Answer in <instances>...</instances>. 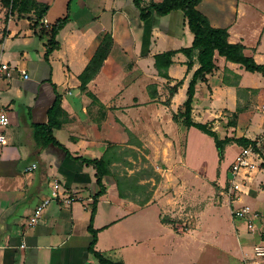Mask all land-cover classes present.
<instances>
[{
    "label": "crops",
    "instance_id": "obj_1",
    "mask_svg": "<svg viewBox=\"0 0 264 264\" xmlns=\"http://www.w3.org/2000/svg\"><path fill=\"white\" fill-rule=\"evenodd\" d=\"M33 1L47 8L36 27L38 9L19 12L0 0V52L12 68L10 78L0 79V103L10 118L9 126L0 129L7 139L0 144V264H101L89 249L92 236L88 230L100 187L94 165L82 159L104 156L112 162L104 179L107 191L97 201L93 221L99 230L96 250L124 264H195L170 257L164 248L158 254V244L168 246L164 235L157 242L158 221L168 232L170 227L175 229L176 219L168 197L158 187L151 188L155 186L153 178L136 180L131 178L134 169L126 167L129 173L125 174L114 168L120 165L121 156L126 157V149L148 151L151 163L163 154L162 164H171L167 153L176 144L172 134L180 135V147L185 143L190 128L174 115L187 98L189 81L198 65L188 72L187 57L178 51L190 47L194 39L184 13L154 14L142 21L134 0ZM198 8L214 27L228 29L230 42L243 43L245 53L264 64L263 2L202 0ZM65 16L68 23L56 37L60 47L46 58L50 37L41 27H50ZM106 33L114 40L111 52L95 78L82 86L79 75ZM170 50L178 52L166 78L155 67V56ZM215 60L213 74L197 87L192 111L197 122L235 112L240 103L249 105L244 104L238 90L264 91L258 76L240 64L218 54ZM22 71L29 74L28 79ZM178 82L182 84L170 94ZM58 95L64 114L54 135L65 148L40 146L34 139L33 125L47 122L48 110ZM245 110L241 119L248 113ZM180 164L188 167L186 159ZM176 168L179 176H167L171 184L188 186L183 172ZM55 181L61 193L76 200L50 202L32 224L30 218L50 196ZM146 183L151 186L148 191H139ZM202 201L206 202L197 211L194 226L182 232L176 229L177 233L191 234L203 223L204 211L219 202ZM156 206L160 207L158 214ZM234 229L239 236L238 226ZM210 255L214 257V253ZM213 257L204 264H220V258Z\"/></svg>",
    "mask_w": 264,
    "mask_h": 264
},
{
    "label": "rangeland",
    "instance_id": "obj_2",
    "mask_svg": "<svg viewBox=\"0 0 264 264\" xmlns=\"http://www.w3.org/2000/svg\"><path fill=\"white\" fill-rule=\"evenodd\" d=\"M249 1L264 3V0ZM255 76H258L260 85L264 86V76L261 74H255ZM245 92L247 93L238 90V95L244 99L246 102L244 104L249 102V105L245 106L240 103L238 107L243 110L247 109L245 111H248V113L243 119L239 115L235 121V126L228 125L234 118L227 111L218 119L204 121V123H209L221 138L229 136L236 139L245 135L251 136L253 139L260 137L264 116L259 106L264 103V91L252 89L250 93ZM172 136L176 144L172 146V152L167 153L168 162L171 164H162L163 154L154 157V163H151L146 157L148 151L142 149L143 152H133L131 149H126L123 154L126 157L121 156L118 160L120 165L114 166L119 173L125 171V174L129 173L126 167L134 169L131 178L134 177L136 180L139 177L153 178L155 186L152 185L151 187L146 183L140 186V190H137L142 192L145 189L148 191L150 187L153 189L158 187V190L171 201H168V204L172 206V214L175 215L176 220L173 224L175 229L170 227V231L167 229L169 234L166 235L168 232L161 229L162 226L158 221L155 230L158 238L157 242L159 243L160 236L164 235L163 239L168 245L160 246L158 244V254H161L164 248L170 257L182 258L183 261L188 260L195 264H204L209 258L213 257L210 254L214 253L213 258L219 257L220 264H244L243 256L251 254L254 244L259 240L256 237L250 238L247 235L244 221L235 220L237 222L235 225L230 213L229 202L225 196L221 195L228 182L230 167L241 153L243 146L238 143L228 144L221 154L214 138L195 127L190 128L188 134H185V143L183 142L182 147H180V135L174 132ZM258 148L261 150L259 152L261 158H263L264 141L260 143ZM180 155H182L181 158H179ZM185 159L188 163L187 168L180 166V162L184 163ZM176 165L183 172L184 179L189 183L188 186L183 185L182 182L171 184V179H168V174L174 177L179 176L180 173L177 171ZM186 169L190 173H187ZM125 176L127 177V175ZM251 177L252 189L249 196H244V201L254 208L260 209L261 211H259L264 214V169L262 167L256 169L252 172ZM184 179L183 181H185ZM207 199L209 202L211 200L219 202L212 204L209 209L207 208L204 211L202 214L203 223L199 228L191 234L187 232L177 233L176 229L181 231L182 228L183 231H186V229H191L194 226L196 213L206 202L202 200ZM155 210L157 214L160 213L159 206H156ZM236 226L240 229L239 236L234 229Z\"/></svg>",
    "mask_w": 264,
    "mask_h": 264
},
{
    "label": "trees",
    "instance_id": "obj_3",
    "mask_svg": "<svg viewBox=\"0 0 264 264\" xmlns=\"http://www.w3.org/2000/svg\"><path fill=\"white\" fill-rule=\"evenodd\" d=\"M6 6H10L19 12H27L35 9L38 11V20L34 23V27L39 25V19L42 18L47 8L40 5L33 0H1ZM202 0H162L160 2L144 3V0H134L142 21L149 20L152 15L156 14L164 16L172 11L181 10L184 13L185 22L190 32L194 35L193 43L190 47L182 48L178 51L184 53L187 57L186 65L189 71H193L195 65L198 67L193 71L189 85L187 88V98L181 106L178 113L174 115L175 120L181 119L183 124L188 128L195 127L214 138L216 146L222 154L226 145L231 143H238L243 147L249 145L256 146V150L261 151L256 145V141L242 136L240 138H230L226 136L221 138L209 123L197 122L192 117L194 108L195 95L197 87L200 82L207 81V76L212 75L216 68L215 56L224 57L227 61L240 64L246 71L261 74L264 76V64L258 63L253 56H248L245 53L246 46L241 43H232L229 40L230 33L227 28L214 27L209 18L199 10L198 5ZM69 17L65 16L58 19L50 27H41V31L49 35L50 39L47 44L46 58L55 50L60 47V43L56 37L60 31L68 23ZM114 40L111 33H106L102 36L97 49L92 56L90 62L85 70L79 75L82 86H86L95 76L99 73L104 61L108 58L113 47ZM175 50L166 51L155 56V67L160 75L168 78V69L173 64V57L178 52ZM182 82H178L175 86L170 88V94H174ZM238 85V82L236 83ZM243 111L238 107L235 112H231L233 121L229 122V126H235V121L238 119L240 113ZM64 114L62 108V97L57 96L52 106L48 110V120L45 123L33 125V135L36 143L40 146H47L55 144L65 148L54 135V130L62 126L63 120L61 116ZM260 153V152H259ZM79 159V158H77ZM84 162L94 165L96 169V182L100 187L99 192L95 195L92 212L90 216V225L88 230L92 236L90 244V251L101 264H124L123 262H115L108 259L102 252L96 250L95 246L98 240L99 230L93 226L94 217L97 211V201L100 196L106 193L107 188L104 182L105 177L111 172L110 164L111 157L104 156L100 159H82ZM264 169V156L261 163ZM121 194V191H120ZM264 238V231L262 233Z\"/></svg>",
    "mask_w": 264,
    "mask_h": 264
},
{
    "label": "built area",
    "instance_id": "obj_4",
    "mask_svg": "<svg viewBox=\"0 0 264 264\" xmlns=\"http://www.w3.org/2000/svg\"><path fill=\"white\" fill-rule=\"evenodd\" d=\"M12 68L2 59V53L0 52V79L10 78L12 76ZM24 78L28 79L29 74L22 71ZM260 111L264 116V103L259 106ZM10 124V118L7 109L0 103V129H5ZM253 139V138H252ZM256 141V145L259 146L264 141V122L262 126V132L260 137L253 139ZM7 141L6 136L0 133V144H5ZM263 158L256 150V146L249 145L243 147L241 153L234 161L229 170L228 182L221 192L222 196H225L230 205V213L234 220L244 221L247 230L251 233L252 237L258 238L253 246L251 254H245L243 256L244 264H264V238L262 236L264 228V214H262L258 208H254L251 204L244 201V196H249L252 189V177L253 171L261 166ZM33 167H36L34 164ZM62 200L65 202H74L75 197L68 194L61 193L58 189V181H55L54 188L51 194L43 202H41L36 210L34 216L30 218L32 224L37 222L38 217L42 214L45 207L52 201ZM182 230V228L180 229Z\"/></svg>",
    "mask_w": 264,
    "mask_h": 264
}]
</instances>
